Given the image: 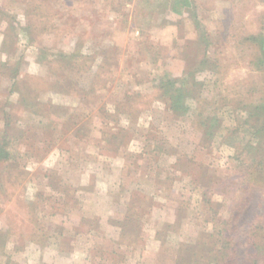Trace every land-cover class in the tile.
I'll use <instances>...</instances> for the list:
<instances>
[{
  "label": "rangeland",
  "instance_id": "obj_1",
  "mask_svg": "<svg viewBox=\"0 0 264 264\" xmlns=\"http://www.w3.org/2000/svg\"><path fill=\"white\" fill-rule=\"evenodd\" d=\"M190 2L0 0V264H264V0Z\"/></svg>",
  "mask_w": 264,
  "mask_h": 264
},
{
  "label": "trees",
  "instance_id": "obj_2",
  "mask_svg": "<svg viewBox=\"0 0 264 264\" xmlns=\"http://www.w3.org/2000/svg\"><path fill=\"white\" fill-rule=\"evenodd\" d=\"M172 2L173 3H171V5L168 8H170V11H172L173 13H177V14L191 6L190 0H172ZM114 51H116V50H114ZM34 84H36V83H34ZM46 84H47L46 82H43V83L41 82L40 86H38V84L34 85L32 89L30 88L28 90V92H30L29 95L28 94H25V95L27 97H29V96L33 95V93L36 94L38 92V90H45ZM184 86H185V81H182V82L177 81L176 82L175 79H171L169 77H166V79H164V77L159 78L158 85H157V89L159 88L158 90L161 93L160 98L163 101H165V103L167 104V108L171 112H173L177 115H183L185 113V109H186V105L184 102V99H185V93H184L185 88H184ZM183 88H184V90H183ZM24 100H26V99L24 98ZM253 106L255 107L256 112H257L256 115L258 116L259 114H261L260 111L262 110V108H264V102H263V100H262V104L255 102V104ZM231 136H227V138H224L225 136L222 135L221 138H224V141L226 142L228 139H231ZM8 144H10L8 136H6V137L2 138V140H0V158H3L4 160L9 158V152L8 151H7V153L3 154V148L5 146H7ZM232 146L235 147L234 145H232Z\"/></svg>",
  "mask_w": 264,
  "mask_h": 264
},
{
  "label": "crops",
  "instance_id": "obj_3",
  "mask_svg": "<svg viewBox=\"0 0 264 264\" xmlns=\"http://www.w3.org/2000/svg\"><path fill=\"white\" fill-rule=\"evenodd\" d=\"M171 14H174L172 11H171ZM179 14V13H178Z\"/></svg>",
  "mask_w": 264,
  "mask_h": 264
}]
</instances>
